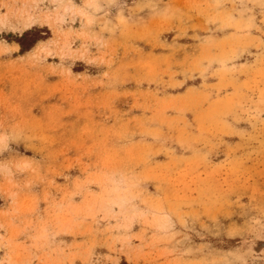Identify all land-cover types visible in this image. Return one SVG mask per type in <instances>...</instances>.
<instances>
[{"label": "rangeland", "instance_id": "rangeland-1", "mask_svg": "<svg viewBox=\"0 0 264 264\" xmlns=\"http://www.w3.org/2000/svg\"><path fill=\"white\" fill-rule=\"evenodd\" d=\"M0 135V264H264V0H0Z\"/></svg>", "mask_w": 264, "mask_h": 264}, {"label": "bare ground", "instance_id": "bare-ground-1", "mask_svg": "<svg viewBox=\"0 0 264 264\" xmlns=\"http://www.w3.org/2000/svg\"><path fill=\"white\" fill-rule=\"evenodd\" d=\"M61 19V18H60ZM32 20V19H30ZM59 20V19H57ZM61 22V20H59ZM56 29V28H55ZM59 29V28H58ZM57 29L58 32H60L59 30ZM61 33V32H60ZM62 39H63V43H61V50L63 51H66V52H69L70 50V44H71V41L67 38V33H65L64 35H62ZM61 42V41H60ZM58 43V42H57ZM14 44V43H13ZM44 44V43H43ZM18 47V45L16 44V48ZM44 48L41 49V51L43 50ZM39 50V49H38ZM49 51V50H48ZM71 51V50H70ZM70 53V52H69ZM44 54V53H43ZM67 54V53H66ZM64 55V54H62ZM5 140V136L4 135H0V142L4 141Z\"/></svg>", "mask_w": 264, "mask_h": 264}]
</instances>
